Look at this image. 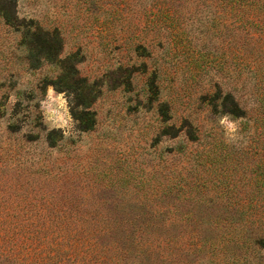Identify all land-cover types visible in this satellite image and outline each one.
I'll use <instances>...</instances> for the list:
<instances>
[{
	"label": "rangeland",
	"instance_id": "1",
	"mask_svg": "<svg viewBox=\"0 0 264 264\" xmlns=\"http://www.w3.org/2000/svg\"><path fill=\"white\" fill-rule=\"evenodd\" d=\"M251 13L0 0V264H264Z\"/></svg>",
	"mask_w": 264,
	"mask_h": 264
},
{
	"label": "trees",
	"instance_id": "2",
	"mask_svg": "<svg viewBox=\"0 0 264 264\" xmlns=\"http://www.w3.org/2000/svg\"><path fill=\"white\" fill-rule=\"evenodd\" d=\"M247 5L249 6V9L252 11L251 13V19H249L250 27L253 28V26H261L262 27V34H264V0H247ZM263 15V17H261ZM6 20L11 22L13 19V13L12 12H6L5 14ZM251 28L249 29V32H251ZM90 114V113H89ZM77 119H79V116L75 115ZM85 128L88 126H84Z\"/></svg>",
	"mask_w": 264,
	"mask_h": 264
}]
</instances>
